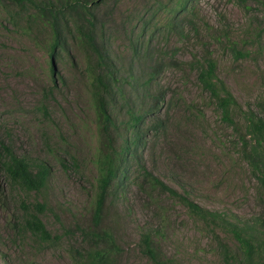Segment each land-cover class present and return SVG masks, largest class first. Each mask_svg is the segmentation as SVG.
Wrapping results in <instances>:
<instances>
[{"label": "rangeland", "instance_id": "1", "mask_svg": "<svg viewBox=\"0 0 264 264\" xmlns=\"http://www.w3.org/2000/svg\"><path fill=\"white\" fill-rule=\"evenodd\" d=\"M173 1L106 0L96 9L99 17L105 13L102 30L126 76L120 84L125 96L115 94L110 101L122 121L117 139L129 132L127 106L140 105L139 82L157 68L149 87L165 96L140 134L145 168L187 191L205 209L243 221L264 217V189L242 153L238 134L221 120L196 78V60L208 51L239 106L257 111L264 97V11L254 0L248 10L237 0H191L179 16L190 18L192 26L172 18L167 8ZM34 13L30 5L0 0V139L18 155L46 160L51 174L39 192L1 178L0 264H78L75 249L82 253L83 244L76 226L90 219L98 154L86 55L74 40L73 19L66 15L53 82L48 55L53 33ZM232 43L247 55L236 59L228 47ZM157 116L162 121L158 129L153 126ZM147 186L133 163L131 185L107 200L103 224L120 247L115 264H154L140 244L146 230L157 235L166 264H226L211 228L168 194ZM35 201L46 203L38 217L48 239L25 227V219L36 212L31 207ZM217 232L234 247L229 234Z\"/></svg>", "mask_w": 264, "mask_h": 264}, {"label": "trees", "instance_id": "2", "mask_svg": "<svg viewBox=\"0 0 264 264\" xmlns=\"http://www.w3.org/2000/svg\"><path fill=\"white\" fill-rule=\"evenodd\" d=\"M18 6L30 5L35 13L32 17L40 18L41 22L49 24L53 36L49 42V71L55 82V52L64 42L61 28H67L69 22L66 15L73 19V31L78 33L74 38L76 44L85 51L86 62L84 70L90 85V99L94 107L96 129L98 134V154L95 157L97 174L94 177L93 193L91 194V215L87 224H77L81 236L82 253L75 249L78 264H115L120 252L114 234L103 224L105 207L109 196L122 195L131 185L133 163L136 164L142 180L148 188L159 193L168 194L174 200L186 207L187 212L214 232L218 249L226 264H264V217L259 216L251 221L229 217L218 211H210L194 202L187 191L170 186L158 176L145 168L142 162L144 142L140 134L146 130L148 118L159 111L164 99L163 91H154L150 83L154 79L157 68L153 67L138 85L137 96L141 98L140 105L131 103L127 106L129 132L117 139V131L122 121L113 112L110 101L115 94L124 97L121 91V81L126 76L120 74L117 65L108 48V40L103 33L104 16L99 17L96 9L106 0H7ZM248 10L250 0H237ZM264 11V0H254ZM167 11L177 23L193 21L179 14L192 6L191 0H174ZM174 15V16H173ZM141 36V35H140ZM234 57L247 55L236 46L228 45ZM61 50L63 47H59ZM196 78L201 88L206 91L219 111L222 121L231 125L242 143V153L252 167V172L264 189V97L257 102V111L243 110L235 97L217 75V63L210 52L205 51L196 60ZM129 78L130 73L126 74ZM43 114L47 109L43 107ZM154 117L153 126L158 129L162 121ZM242 118L240 126L238 118ZM73 165L77 159L71 156ZM66 168L63 159H59ZM50 164L43 159L18 155L12 146L0 139V182L4 178L9 185L21 187L27 191L39 192L49 182ZM31 207L36 212L30 213L25 219V227L43 239L50 237L38 214L46 208L44 201H35ZM221 229L230 235L235 242L234 247L223 241L217 230ZM140 244L145 255L154 264H166L162 260L156 234L150 230L141 233ZM168 262L172 260L168 259ZM173 262V261H172Z\"/></svg>", "mask_w": 264, "mask_h": 264}]
</instances>
